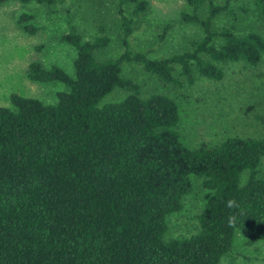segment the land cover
I'll list each match as a JSON object with an SVG mask.
<instances>
[{
    "label": "trees",
    "instance_id": "trees-1",
    "mask_svg": "<svg viewBox=\"0 0 264 264\" xmlns=\"http://www.w3.org/2000/svg\"><path fill=\"white\" fill-rule=\"evenodd\" d=\"M9 1L58 7L67 26L60 41L76 55L72 76L56 65L28 66L31 82L64 85L54 104L11 95L13 110L0 108V264H219L236 232L246 246L264 240V136L188 148L177 130V102L144 95L122 75L123 65H137L163 86L180 88L196 78L220 81L221 66L230 63L259 66L264 35L240 32L236 23L252 10L264 27V0H248L253 9L237 0H184L179 21L201 37L159 59L131 48L147 0H114L118 57L106 53L112 39L103 26L82 40L65 0L0 5ZM33 18L17 20L32 35ZM221 19L228 22L216 28ZM116 90L125 96L104 103ZM192 178L209 192L199 228L189 238H168L166 219L181 210Z\"/></svg>",
    "mask_w": 264,
    "mask_h": 264
},
{
    "label": "rangeland",
    "instance_id": "rangeland-1",
    "mask_svg": "<svg viewBox=\"0 0 264 264\" xmlns=\"http://www.w3.org/2000/svg\"><path fill=\"white\" fill-rule=\"evenodd\" d=\"M147 1V13L135 19L137 29L130 41L134 52L146 53L152 59L170 57L182 52L190 40L201 37L200 29L179 21L180 13L186 8L184 0ZM220 1L215 0L216 3ZM248 2L237 0L236 4L247 3L253 9ZM63 8L70 10L73 24L83 41L91 40L98 26L105 27L112 39L106 53L119 56L121 48L116 43L115 32L110 31L117 19L114 0H65ZM57 10L58 7L46 8L17 1L0 5V108L13 110L11 95L54 104L57 94L65 91L64 85L58 82L34 83L26 75L32 62H40L46 69L56 65L73 75L76 52L60 41L67 26ZM22 14L34 16L27 25L38 28L35 34L26 33L19 26L17 20ZM227 22L221 19L216 28ZM165 25L171 28L160 41L159 35ZM236 28L243 33L254 31L264 35V27L252 10L241 17ZM221 68L224 76L220 81L196 78L193 85L180 88L163 86L137 65H123L122 75L138 84L144 95L163 93L177 102L180 111L177 130L188 148H198L202 144L212 147L234 137L264 136V57L257 67L230 63ZM124 96V91L116 90L104 99V103L119 101ZM262 169L264 173V160ZM208 196L209 192L202 188L201 182L192 178V191L183 199L181 210L166 219V237L182 239L196 234L199 228L196 217ZM245 242L244 235L236 232L231 252L219 264H264V240L252 246H246Z\"/></svg>",
    "mask_w": 264,
    "mask_h": 264
}]
</instances>
